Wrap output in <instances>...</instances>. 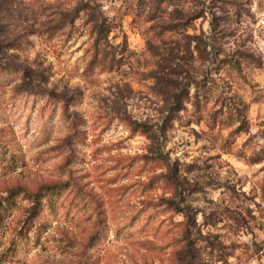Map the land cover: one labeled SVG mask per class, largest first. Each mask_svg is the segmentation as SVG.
Listing matches in <instances>:
<instances>
[{
    "label": "rangeland",
    "instance_id": "374dc122",
    "mask_svg": "<svg viewBox=\"0 0 264 264\" xmlns=\"http://www.w3.org/2000/svg\"><path fill=\"white\" fill-rule=\"evenodd\" d=\"M0 264H264L256 0H0Z\"/></svg>",
    "mask_w": 264,
    "mask_h": 264
},
{
    "label": "trees",
    "instance_id": "16d2710c",
    "mask_svg": "<svg viewBox=\"0 0 264 264\" xmlns=\"http://www.w3.org/2000/svg\"><path fill=\"white\" fill-rule=\"evenodd\" d=\"M95 30L97 35L103 40H108V37L112 32L111 28H108L102 21L96 23Z\"/></svg>",
    "mask_w": 264,
    "mask_h": 264
},
{
    "label": "built area",
    "instance_id": "2783aa9c",
    "mask_svg": "<svg viewBox=\"0 0 264 264\" xmlns=\"http://www.w3.org/2000/svg\"><path fill=\"white\" fill-rule=\"evenodd\" d=\"M258 2V5L260 6V8L263 9L264 11V0H256Z\"/></svg>",
    "mask_w": 264,
    "mask_h": 264
}]
</instances>
